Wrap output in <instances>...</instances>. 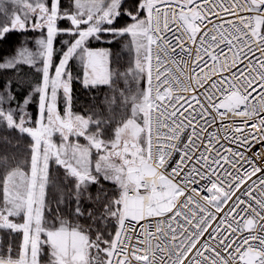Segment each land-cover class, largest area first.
I'll list each match as a JSON object with an SVG mask.
<instances>
[{
    "label": "snow or ice",
    "instance_id": "6c2138e0",
    "mask_svg": "<svg viewBox=\"0 0 264 264\" xmlns=\"http://www.w3.org/2000/svg\"><path fill=\"white\" fill-rule=\"evenodd\" d=\"M16 31L40 35L0 58V264H264V0H0ZM74 59L118 117L72 111Z\"/></svg>",
    "mask_w": 264,
    "mask_h": 264
},
{
    "label": "trees",
    "instance_id": "16d2710c",
    "mask_svg": "<svg viewBox=\"0 0 264 264\" xmlns=\"http://www.w3.org/2000/svg\"><path fill=\"white\" fill-rule=\"evenodd\" d=\"M36 33L28 31L27 34L23 32H13L8 35L3 40H0V58H2L5 53H11L17 51L19 47L25 40L32 36H36ZM29 45V44H28ZM108 47L109 45L106 44ZM117 46H113V51H117ZM127 57H125V61ZM76 74H80L76 69L70 68ZM22 72L24 73L23 87L18 89L23 93L24 91H29L27 85L29 83L35 85L39 82L40 74L34 72L30 67L22 66ZM15 74L9 70L7 72H0V82L14 78ZM122 87V85H120ZM107 97L108 99H105ZM19 99V97H18ZM122 101L117 93L111 92L107 86H101L97 88H83L80 83L74 84L73 91V107L72 111L74 113L82 114L85 116L92 115L93 119L101 118L107 119L109 115L119 116V109ZM30 111L35 114L36 108L33 106Z\"/></svg>",
    "mask_w": 264,
    "mask_h": 264
},
{
    "label": "rangeland",
    "instance_id": "374dc122",
    "mask_svg": "<svg viewBox=\"0 0 264 264\" xmlns=\"http://www.w3.org/2000/svg\"><path fill=\"white\" fill-rule=\"evenodd\" d=\"M16 32H23V33L27 34L28 31H16ZM32 33H33V31H32ZM34 33H36L37 35L32 36L29 39L30 41L34 40L35 38H38L40 35L39 32H34ZM64 38L67 39V37H64ZM57 40L59 41L60 37H58ZM57 46H59V44H57ZM92 46L95 48H106L107 47L106 44H97V43H94ZM28 47L33 48L34 45L29 43ZM16 52H17L16 50H15V52L13 50V52H11V53H9V52L5 53V54H3L4 56L2 58H10L11 56L15 55ZM69 67L76 69L80 73V74H76L72 71V74L74 77L72 85L78 82L83 86L82 81L84 78V68L81 65V63L79 62V60L74 59L73 61H71ZM83 88H86V87L83 86ZM61 114H63V105H61ZM33 115H35V114L33 113ZM10 136L12 138L13 145L18 146V150H17V148H13L11 150L14 151L17 159L22 160L27 155V148L30 145L31 140H30V138H28L24 134L11 133ZM54 139L59 143V137L58 136L54 137ZM79 142L83 144V143H85V140L83 138H79ZM58 174L60 176H63V171L58 170ZM69 183H71V181H69ZM106 187H111V185H106ZM92 190L95 191L94 188ZM64 214L67 215V213H64ZM68 218H69V220H71V217H68Z\"/></svg>",
    "mask_w": 264,
    "mask_h": 264
},
{
    "label": "flooded vegetation",
    "instance_id": "af4514ba",
    "mask_svg": "<svg viewBox=\"0 0 264 264\" xmlns=\"http://www.w3.org/2000/svg\"><path fill=\"white\" fill-rule=\"evenodd\" d=\"M73 91H74V84L72 85V95H73Z\"/></svg>",
    "mask_w": 264,
    "mask_h": 264
}]
</instances>
